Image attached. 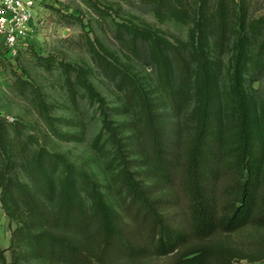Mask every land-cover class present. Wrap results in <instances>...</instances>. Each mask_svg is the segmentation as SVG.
I'll use <instances>...</instances> for the list:
<instances>
[{
	"label": "rangeland",
	"instance_id": "rangeland-1",
	"mask_svg": "<svg viewBox=\"0 0 264 264\" xmlns=\"http://www.w3.org/2000/svg\"><path fill=\"white\" fill-rule=\"evenodd\" d=\"M199 1L188 0L189 19L171 15L162 20L149 6L150 0H39L38 26L33 36L25 41L16 56L0 59V120H7L23 129V134L19 135L15 133L17 128H8L14 141L23 143L29 135L35 136V141L27 144V150H21L19 141L18 146L13 148L18 149L16 161H19L14 173L30 185L42 208L40 211L48 213L50 218L45 221L40 219L39 210L37 215L30 212L22 199L15 200L11 195L7 199L8 206H5L0 184V246L5 249L8 264L67 262V259L58 257L52 259L45 251L37 252L22 231H40L50 227L55 231L74 232L91 247L99 234L100 224L92 208V198L80 181L74 188L75 198L80 215L87 217L92 233L86 235L85 231L77 230L75 224L74 227L60 224L64 195L61 177L52 176L53 186L47 188L44 177L35 175L36 182H33L29 173L30 162L41 147L49 152L64 154L77 168L87 171L98 181L107 202L116 212L118 222L126 225L129 240L137 230L139 234L135 237L139 238L135 242L138 247L149 239L144 233L148 232V227L141 218L142 212L138 214L134 208H124L130 201L131 192L121 178L116 149L105 137L99 138L103 125L99 102L80 86L75 73L70 79L74 88L70 86L61 61L86 68L89 79L106 99L109 117L127 141L131 168L142 184L148 187L150 199L170 215L172 225L184 227L187 224L184 213L189 199L185 190L187 175L184 164L198 120L196 84L193 82L189 93L179 100L180 106H173L160 89L155 65L147 64L131 50L130 40L133 37L128 36L122 24L145 27L171 41L189 46ZM246 1L252 7L253 17L264 16V0ZM237 3L243 5V0H237ZM233 45L232 40L222 46H217L213 39L206 43V50L213 60L212 77L218 86L211 133L221 130L224 142V154L220 160L223 170L214 182L215 186H219L216 196L220 203L226 200L227 190L232 189L236 179L232 165L238 120L230 91ZM121 70L136 75L139 83L150 91L156 101L163 139L168 138L164 140L163 146L168 149L163 157L171 156L166 171L159 169L158 147L146 127L140 106L130 99L129 77L123 79L125 74L120 73ZM244 85L255 123L262 128L264 73L254 80L246 74ZM51 121L62 135L70 133L72 136L56 135L50 128ZM166 134H170V138ZM261 149V165L264 166V146ZM51 165L46 164L49 173H52ZM195 242L201 241L192 237L187 245ZM206 242L228 248L237 264H264V259H256L264 253V227L248 225L234 232L218 230ZM120 243L112 251L114 264H170V255L141 254L138 252L140 249L134 247V252L125 253L123 246L126 243L124 240ZM0 264H3L1 258Z\"/></svg>",
	"mask_w": 264,
	"mask_h": 264
},
{
	"label": "trees",
	"instance_id": "trees-1",
	"mask_svg": "<svg viewBox=\"0 0 264 264\" xmlns=\"http://www.w3.org/2000/svg\"><path fill=\"white\" fill-rule=\"evenodd\" d=\"M151 8L160 19L166 16H181L190 18L188 0H150ZM196 9L197 16L193 18L194 32L191 45L176 43L162 36L156 31L123 23L131 39L132 51L149 65H155L157 82L166 100L173 106L179 103L183 96L189 93L191 84L195 82L199 97L198 120L192 144L184 164L187 177L184 179L185 190L189 202L184 213L187 224L176 227L170 222V215L162 211L150 199L148 187L136 177L131 168L128 144L119 132L118 125L109 117L106 109V99L96 89L83 66L61 61V65L68 74L70 86L71 75L76 74L77 80L87 94L99 102L103 113V125L99 138L105 137L116 149V159L121 166L120 175L125 187L131 192L130 201L125 209L142 212V220L147 224L149 239L138 247L134 237H128L126 225L117 220L114 208L107 202L98 181L87 171L77 168L62 153L46 151L43 147L37 150L30 162L29 173L33 182L35 175L46 180V187L52 188L51 178L61 177L63 203L61 206L60 224L72 226L85 234L92 232L88 227L87 217L80 215V209L75 198L77 181H80L86 193L92 198V208L99 219V234L94 246H90L76 233L55 231L53 228H42L40 231H22L27 240L33 243L37 252L50 253L51 258L67 259L61 264H114L112 251L121 245L125 253L140 249L141 254L148 252L154 255H170V264H237L234 254L226 247L208 243L216 231L234 232L248 225L264 227V166L261 165V147L264 146V123L262 128L255 123L249 99L244 85L245 75L252 80L260 78L264 73V16L253 17L250 3L243 0L239 5L237 0H200ZM174 13V14H173ZM196 13V12H195ZM125 38V37H124ZM222 46L233 41L232 92L234 113L237 117L236 140L233 149V172L236 174L232 189L229 188L225 201L220 203L219 186H215V179L222 172L220 160L223 152L222 131L212 132L213 110L217 100V88L213 77V60L206 50V43L212 41ZM130 82V99L140 106L146 127L150 136L158 147L157 159L159 169L168 170L171 156H165L163 129L156 101L147 88L139 83V78L121 70ZM128 76V77H126ZM180 104L177 105V107ZM176 109V108H175ZM179 109V108H178ZM15 127L12 122L0 120V184L3 187L2 200L8 206V197L24 201L30 212L48 220L49 214L40 211L38 201L30 189V185L22 181L15 172L18 146L9 132V127ZM50 128L56 135L72 136L70 133L62 135L51 121ZM15 133L23 134V129L15 127ZM215 130V129H214ZM170 138V134H166ZM13 143H10V142ZM35 141L34 135L24 139L21 150L25 151L29 143ZM160 141V142H159ZM163 142V143H162ZM168 151V150H167ZM30 161V160H29ZM51 163L52 173L46 164ZM38 214V213H37ZM36 214V215H37ZM20 228V227H19ZM147 229V228H146ZM18 228L15 230L17 232ZM90 233H89V231ZM88 237V236H87ZM142 237V236H141ZM197 237L201 242L187 245V242ZM142 243V239L139 240ZM129 242V243H128ZM0 258L3 264H8L5 249L0 246ZM264 259V253L256 258Z\"/></svg>",
	"mask_w": 264,
	"mask_h": 264
},
{
	"label": "built area",
	"instance_id": "built-area-1",
	"mask_svg": "<svg viewBox=\"0 0 264 264\" xmlns=\"http://www.w3.org/2000/svg\"><path fill=\"white\" fill-rule=\"evenodd\" d=\"M39 0H0V59L14 57L33 36Z\"/></svg>",
	"mask_w": 264,
	"mask_h": 264
}]
</instances>
